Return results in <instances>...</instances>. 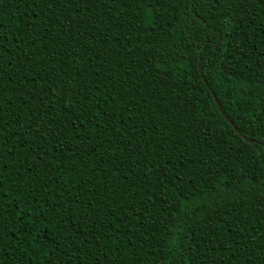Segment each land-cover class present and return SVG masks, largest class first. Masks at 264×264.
<instances>
[{"label":"trees","instance_id":"1","mask_svg":"<svg viewBox=\"0 0 264 264\" xmlns=\"http://www.w3.org/2000/svg\"><path fill=\"white\" fill-rule=\"evenodd\" d=\"M0 264H264V0H0Z\"/></svg>","mask_w":264,"mask_h":264},{"label":"water","instance_id":"2","mask_svg":"<svg viewBox=\"0 0 264 264\" xmlns=\"http://www.w3.org/2000/svg\"><path fill=\"white\" fill-rule=\"evenodd\" d=\"M198 68H199V71H200V74H201L202 71H201V66H200V60L198 61ZM207 89L210 91V93H211V95H212V97H213V99H214V101H215V104H216L218 110H219L220 113L223 115V117H225L224 114H223V112L221 111V107H220V104H219L217 98L215 97L213 91L209 88L208 85H207ZM231 124H232V123H231ZM232 126H233V128L238 132V130L236 129V127H235L233 124H232ZM238 133H239V132H238ZM239 135H241V134L239 133ZM241 136H242V135H241ZM245 140L248 141V142H251V140H249V139H247V138H245Z\"/></svg>","mask_w":264,"mask_h":264}]
</instances>
